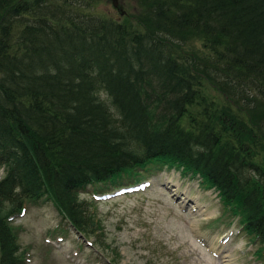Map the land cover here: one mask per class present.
<instances>
[{
  "label": "trees",
  "instance_id": "16d2710c",
  "mask_svg": "<svg viewBox=\"0 0 264 264\" xmlns=\"http://www.w3.org/2000/svg\"><path fill=\"white\" fill-rule=\"evenodd\" d=\"M60 1L56 21L36 16L41 1L0 0V264H20L9 218L26 201L50 199L87 236L101 227L79 197L88 185L174 167L264 250V167L251 160L264 149V0H135L121 20L87 11L103 0Z\"/></svg>",
  "mask_w": 264,
  "mask_h": 264
},
{
  "label": "rangeland",
  "instance_id": "374dc122",
  "mask_svg": "<svg viewBox=\"0 0 264 264\" xmlns=\"http://www.w3.org/2000/svg\"><path fill=\"white\" fill-rule=\"evenodd\" d=\"M38 1L42 4L36 9L37 17L59 19L55 7L60 0ZM113 1L86 8L118 20L134 11L135 0H115L116 6ZM45 4L50 8L42 10ZM141 87L149 98V113L160 120L165 105L149 92L148 81ZM226 95L229 111L237 117L243 96L232 91ZM251 160L264 167V149L252 152ZM79 197L93 204L90 208L101 225L91 235L78 234L48 198L26 201L9 218L20 264H264V250L257 254L261 245L241 228L239 217L224 211L216 190L180 168L151 169L123 175L115 183H93ZM197 203L205 211L200 215L191 212Z\"/></svg>",
  "mask_w": 264,
  "mask_h": 264
},
{
  "label": "bare ground",
  "instance_id": "6f19581e",
  "mask_svg": "<svg viewBox=\"0 0 264 264\" xmlns=\"http://www.w3.org/2000/svg\"><path fill=\"white\" fill-rule=\"evenodd\" d=\"M191 198H188V200H183V201H185V202H187V201H189ZM196 206H193L192 208H193V211H191L193 214H195V215H200V214H202V213H204L205 211L204 210H201L199 207H202V206H199V203H197V204H195ZM208 214H210L211 213V211H208L207 212Z\"/></svg>",
  "mask_w": 264,
  "mask_h": 264
},
{
  "label": "water",
  "instance_id": "95a60500",
  "mask_svg": "<svg viewBox=\"0 0 264 264\" xmlns=\"http://www.w3.org/2000/svg\"><path fill=\"white\" fill-rule=\"evenodd\" d=\"M113 4H114V6H116L115 0L113 1ZM119 11H120V14H123L124 13V11L122 9H119Z\"/></svg>",
  "mask_w": 264,
  "mask_h": 264
}]
</instances>
